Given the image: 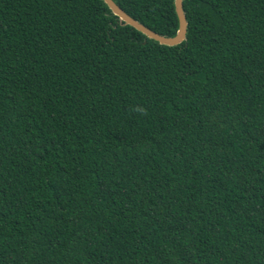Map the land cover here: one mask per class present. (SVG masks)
Segmentation results:
<instances>
[{
	"label": "trees",
	"instance_id": "obj_1",
	"mask_svg": "<svg viewBox=\"0 0 264 264\" xmlns=\"http://www.w3.org/2000/svg\"><path fill=\"white\" fill-rule=\"evenodd\" d=\"M184 9L0 0V264H264V0Z\"/></svg>",
	"mask_w": 264,
	"mask_h": 264
},
{
	"label": "water",
	"instance_id": "obj_2",
	"mask_svg": "<svg viewBox=\"0 0 264 264\" xmlns=\"http://www.w3.org/2000/svg\"><path fill=\"white\" fill-rule=\"evenodd\" d=\"M114 14H116L123 24H129L144 33L147 37L165 45H178L187 37L188 19L184 9V0H175V8L179 19V28L175 35L167 36L156 32L144 23L139 21L124 10L115 0H104Z\"/></svg>",
	"mask_w": 264,
	"mask_h": 264
},
{
	"label": "clouds",
	"instance_id": "obj_3",
	"mask_svg": "<svg viewBox=\"0 0 264 264\" xmlns=\"http://www.w3.org/2000/svg\"><path fill=\"white\" fill-rule=\"evenodd\" d=\"M134 111L140 113L141 115H146L147 114V110L144 107H142V106L135 107Z\"/></svg>",
	"mask_w": 264,
	"mask_h": 264
}]
</instances>
